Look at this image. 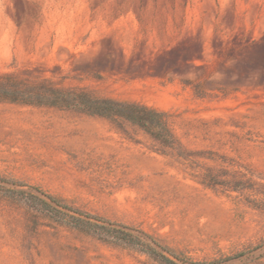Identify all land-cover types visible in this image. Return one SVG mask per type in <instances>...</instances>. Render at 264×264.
<instances>
[{
  "label": "rangeland",
  "instance_id": "374dc122",
  "mask_svg": "<svg viewBox=\"0 0 264 264\" xmlns=\"http://www.w3.org/2000/svg\"><path fill=\"white\" fill-rule=\"evenodd\" d=\"M12 72L163 115L0 101V264H264V0H0Z\"/></svg>",
  "mask_w": 264,
  "mask_h": 264
},
{
  "label": "trees",
  "instance_id": "16d2710c",
  "mask_svg": "<svg viewBox=\"0 0 264 264\" xmlns=\"http://www.w3.org/2000/svg\"><path fill=\"white\" fill-rule=\"evenodd\" d=\"M0 101L77 108L94 115L121 117L146 129L162 121L163 115L145 105L96 97L85 91L59 87L48 80H37L13 72L0 74Z\"/></svg>",
  "mask_w": 264,
  "mask_h": 264
}]
</instances>
